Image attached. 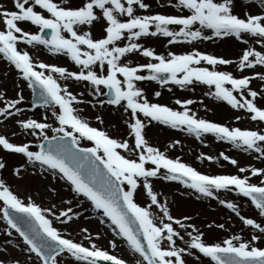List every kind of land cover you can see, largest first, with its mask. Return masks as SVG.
I'll use <instances>...</instances> for the list:
<instances>
[{
    "label": "snow or ice",
    "instance_id": "1",
    "mask_svg": "<svg viewBox=\"0 0 264 264\" xmlns=\"http://www.w3.org/2000/svg\"><path fill=\"white\" fill-rule=\"evenodd\" d=\"M157 3L165 6L160 0ZM258 5L262 9L259 14L245 10L243 17L234 13V0H167V6L181 14L151 13L145 0H12L11 9L0 5V58L26 83L32 96L31 107L25 109L19 83L14 85V98H8L0 88V126L11 118L17 127L11 137L33 138L14 143L9 135L0 133V151L23 158V163L12 169L13 176L20 178L28 167L38 169L53 181H63V190L70 196L60 197V207L56 203L41 206L31 195L22 199L0 179V220L6 224L0 253L10 257L6 246H11L23 257L0 259V264H188L189 258L195 264H203L204 259L208 264H264V168L240 166L221 152L220 157L236 167L237 174H204L179 157L170 158L145 134L154 122L186 131L198 140L211 134L264 162V130L228 127L198 118L188 107L194 103L192 99L174 100L182 110L151 102L139 86L149 81L161 88L205 85V95L264 124V107L257 103V97L264 100V83L259 90L250 86L253 80L264 82V71H255L257 66L264 68V0H258ZM23 23L37 31L25 30L20 26ZM96 25L100 26L98 37L92 33ZM145 37L167 38V45L233 37L245 47L237 62L195 49L158 54L139 42ZM21 43L64 55L77 70L34 60L18 46ZM253 45H259V50ZM137 53L145 63L128 59ZM233 63L237 71L251 74L236 76L218 67ZM61 80L86 83L95 102H86L84 93L74 94ZM167 90L172 91L170 87ZM152 95L158 98L161 91ZM85 103L122 110L126 133L113 136L103 127L93 126L78 107ZM36 108L45 109L39 119L19 118ZM95 121L104 124L101 115H96ZM197 159L213 157L201 154ZM5 167L0 158V170ZM253 178L257 182H252ZM156 179L178 181L197 194V199L218 201L251 230L249 235L206 239L205 232L190 222L192 217L171 214L166 200L161 202V194L155 190ZM46 191L58 195L55 186ZM138 192L146 200L144 205L137 202ZM222 192L246 198L260 222L243 215L232 200L220 198ZM89 209L99 224L108 223L109 247L116 249V241H121L130 250L131 259L99 246L95 242L101 238L99 231L93 234L81 227L82 239L78 241L71 232L55 226L58 223L67 229ZM214 227L224 230L225 224Z\"/></svg>",
    "mask_w": 264,
    "mask_h": 264
},
{
    "label": "rangeland",
    "instance_id": "2",
    "mask_svg": "<svg viewBox=\"0 0 264 264\" xmlns=\"http://www.w3.org/2000/svg\"><path fill=\"white\" fill-rule=\"evenodd\" d=\"M145 2L151 5V13L181 14V10L167 6V0H160V3L165 4L164 7H160L157 3V0H145ZM234 4V13L241 17L244 16L245 10H247L250 14H254L252 11V7L257 9L260 8L258 5V0H254V2L252 3H246L245 0H234ZM0 5L11 9L12 0H0ZM20 26L25 30L31 32L37 31V28L35 26H31L27 23H23ZM2 27V24H0V28ZM92 33L94 36L98 37L101 34L100 26L96 25L95 27H93ZM139 42L144 44L145 46L154 48L158 54H166L169 50L177 54H181L195 49L203 53L212 54L217 57H223L225 59H230L237 62L238 57L241 55L242 49L245 47L244 44L237 42L233 37L213 38L209 41H196L191 44L180 43L173 45H167V38L163 37H145L141 38ZM18 46L21 49L28 51L34 60L38 59L39 61L48 64L62 66L71 71L77 70L73 62L70 61L66 56L59 54H50L46 49L43 48V46H28L22 43ZM255 47L257 48V50H259V46L256 45ZM128 59L132 60L134 63L146 62L145 58L140 57L138 53L129 56ZM203 66L208 67V65L206 64H204ZM218 67L220 70L230 71L236 76H240L242 74H251V72H249L248 70H245L243 73L237 71L235 63L227 66ZM255 71H264V68L257 66ZM60 82L62 84L68 83L70 90L73 91L74 94L84 93L82 99H84L86 102H95L93 100V97L88 95L90 89L86 85V83H77L73 81L65 82L63 80H61ZM16 83L20 84L21 88L23 89V95L25 97V102L23 105H21V107L25 109L30 108L31 91L26 87V83L18 78L15 70L9 66L7 61L0 58V88H3L6 91V95L8 98H14L15 91L17 90L14 87ZM262 83L264 82L253 80L250 86L255 90H259V86H262ZM139 86L145 90L147 98L151 102L166 104L176 110H182L179 105H176L174 103V100L192 99L194 103L192 105H189L188 107L192 112L196 113L198 118H203L211 122L224 124L228 127L250 129H254V127H257L256 130H264V124L251 121L243 110L231 109L230 106H228L225 102L217 101L213 97L205 95V93L208 91V87L205 85L197 84L185 89H180L175 85L169 84L165 88H161L155 82L149 81L140 82ZM169 87L172 89L171 92L167 90ZM153 91H161V96L158 98L154 97L152 95ZM257 103L259 106L264 107V100H262L260 97H257ZM78 107L83 109L81 114L87 117L91 121L93 126L103 127L105 130L109 131V133L113 136H118L126 133L125 130H121L118 120L116 119L115 123L111 118L112 113L118 115L122 113V110L115 111L111 106L100 107L99 105L93 108L91 104L88 103L78 105ZM44 112L45 109L36 108L32 109L31 111L24 112L19 118L32 117L39 119ZM105 114L107 115L106 117ZM48 115L51 116L50 112L48 113ZM96 115H101L102 117H104V124L102 126L95 121ZM237 116L241 117L240 120L235 119ZM49 122L51 123L52 120L50 119ZM113 124L116 126L115 128L111 127ZM157 126L159 127V125H154L153 123V125H150V127L146 130L150 131L152 130V128H156ZM16 130L17 127L14 125L13 119L11 118L6 122L4 126H0V133L9 135L12 139V142L14 143H21L25 140L33 139L30 136H23L19 134L16 137H11V132ZM184 133L185 132H182L180 130L172 129L171 132L168 133L172 136H165V145L162 143L158 145L156 142V137H148L147 132L145 134L146 138L153 146H163L164 149L160 150L166 151V154L170 158L179 157L182 162L192 166L193 168L204 174H237V168L231 165L228 161L223 160L222 157H220L219 154L221 152L233 159H236V157L240 156L241 159H243L242 162L238 161V164L240 166L247 167L251 165L257 168H264V162H262L260 159L254 158V154L244 152L241 149L235 148L229 143H226L224 141H218L216 140V138H214V140L212 138L214 136H212L211 134H205L202 136L201 139L198 140L194 135H190L191 137H183L181 134ZM50 134L51 133H49V135ZM174 141H179V143L173 144ZM201 154H204V156H211L213 157V159H197V157ZM0 158H3L6 162L5 169L0 170V176L2 177H0V179L5 180V182L9 184L22 199L31 195L33 200H35V202L40 204L41 206H48L50 203H56L57 206L60 207V197H63L65 199L70 198L69 193L63 190V181H60L59 179L53 181L50 175H41L38 169L28 167L26 171L21 173L20 178L13 176L12 169L14 167L19 166L20 163H23V158L21 156L0 151ZM252 182L255 183L257 181L255 178H253ZM153 183L155 190L158 193L169 191L170 188H172V191L177 192V196L183 200L184 206L179 207V209L174 208L170 210L171 214L177 218H180L182 216L192 217V220L190 222L194 223L198 228L205 232L206 239H223L229 235L234 234H240L244 237H247L249 235L251 230L248 228L240 230L241 227H244L241 221L229 210L221 206L218 201L206 198L197 199V194H195L192 190L187 189L185 187H181L180 185L175 184L174 181L172 182L165 181L162 179H156L153 181ZM48 186H55L58 189V195L54 196L47 192L46 188ZM220 198H227L232 200L240 207L241 213L243 215L250 218H256L257 222H260L256 210L254 209V207L250 206V203L246 201V198L239 197L235 193L223 192L220 193ZM136 199L137 202L141 203L142 205L146 203L145 198L139 192L137 193ZM171 201L173 202V200ZM154 211H157V214H159L158 210L154 209ZM220 223L225 224L224 230H220L214 227L215 224ZM210 224L213 225L212 228L207 227V225ZM55 226L61 231L67 230L71 232L72 238L78 241L82 239L79 232V229L81 227L87 228L93 234L99 231L101 233V238L95 241L99 246L106 248L110 252H114L115 254L119 252V254H121V256L126 260L131 259L132 254L130 250H128L125 244H123L121 241H116V249H111L109 247L107 241L112 238L111 229L107 222L104 225L99 224V218L96 216L95 213L91 211V209H89L87 212H84V214L81 215L78 219L74 220L67 229L63 228L58 223L55 224ZM5 227L6 224L2 220H0V246H3L2 242L6 239L3 234V229ZM245 230H249L247 234H244ZM6 247L8 249V253H10V257L9 255H6L4 253H0V259L7 260L9 258H17L19 256L17 251L11 246ZM19 258L23 259L22 256H19ZM188 264H195V262L189 258ZM203 264H208L207 259L203 260Z\"/></svg>",
    "mask_w": 264,
    "mask_h": 264
},
{
    "label": "bare ground",
    "instance_id": "3",
    "mask_svg": "<svg viewBox=\"0 0 264 264\" xmlns=\"http://www.w3.org/2000/svg\"><path fill=\"white\" fill-rule=\"evenodd\" d=\"M252 11H253L254 14H255V13H256V14H259V13H258V10H257L256 8H255V9L252 8ZM253 46H256V45H253ZM257 46H259V45H257ZM111 118L113 119V122L116 123L115 120L117 119L118 122H119V124H123V119H122V115H121V114H118V115H111ZM112 119H111V120H112ZM105 120H106V119H105ZM120 126H122V125H120ZM146 132H147V131H146ZM182 132H185L184 134H181L183 137H191L190 134H186V133H187L186 131H182ZM167 133H168V132H167ZM150 136H151V137H157V136H158L157 141L159 142V143H158L159 145H160L161 141L164 140V139L166 138L165 135H164V129H158V128H155L154 131H152V134L150 133ZM159 137H160L161 139H160ZM212 138L214 139L215 137H212ZM214 140H215V139H214ZM224 150H225V149H224ZM227 153H228V151H227ZM233 154H235V153H233ZM236 160L239 161V162H242L243 159H241V157L238 156V157H236ZM167 188H169V187H167ZM160 193H161L160 198H161L162 202H165V200H166V202H167L168 207H169L170 210H172V209H174V208L179 209V207L184 206V202H183V200L177 196V192L172 191V188H170L169 191H166V192H160ZM167 193H168V194H167ZM171 200H173L174 203H173ZM242 229H244V227H243V228L241 227L240 230H242ZM248 231H249V230H245V231H244V234H245V233L247 234ZM117 255H118V256H121V254H119V252L117 253Z\"/></svg>",
    "mask_w": 264,
    "mask_h": 264
}]
</instances>
